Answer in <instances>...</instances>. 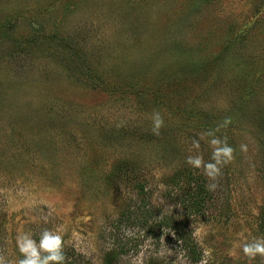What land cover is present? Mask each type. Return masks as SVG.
<instances>
[{"label": "rangeland", "instance_id": "obj_1", "mask_svg": "<svg viewBox=\"0 0 264 264\" xmlns=\"http://www.w3.org/2000/svg\"><path fill=\"white\" fill-rule=\"evenodd\" d=\"M225 118L217 135L235 158L210 191L186 158L210 159L200 136ZM188 167L207 179L204 214L182 205L191 189L177 175ZM263 219L264 0H0L9 264L21 258L17 233L45 228L88 264H199L205 251L209 264H264L242 252L264 237Z\"/></svg>", "mask_w": 264, "mask_h": 264}, {"label": "clouds", "instance_id": "obj_2", "mask_svg": "<svg viewBox=\"0 0 264 264\" xmlns=\"http://www.w3.org/2000/svg\"><path fill=\"white\" fill-rule=\"evenodd\" d=\"M152 128L154 135L159 136L160 130L164 126V119L159 111H154L151 116ZM231 124L230 118H225L222 124L215 129H210L201 134L200 139L208 137V144L211 148V156L208 161H205L199 154L189 155L186 158V163L194 168L202 170V173L211 182L208 184L210 191H215L218 184L215 181L222 175L224 166L230 164L235 156V151L231 145L228 144L226 137L217 135L221 128H225ZM200 139L194 138L192 140V149L197 153L201 147ZM239 150L242 153L248 152V145L241 143ZM125 235H131L129 230H124ZM16 248L20 254L18 264H65L66 255L64 251V240L58 231L45 228L36 239L28 232L17 233L15 238ZM199 243V240H197ZM243 255L249 261L255 260L257 257L264 261V237L254 238L251 241L245 242L242 246ZM211 260V253L205 251L199 264H209ZM0 264H9L8 259L0 250Z\"/></svg>", "mask_w": 264, "mask_h": 264}, {"label": "trees", "instance_id": "obj_3", "mask_svg": "<svg viewBox=\"0 0 264 264\" xmlns=\"http://www.w3.org/2000/svg\"><path fill=\"white\" fill-rule=\"evenodd\" d=\"M125 175L128 176L131 180L135 179V175L134 172L129 169L128 167L125 168ZM178 180L177 182L181 181L180 178L182 179V181L187 185L190 186V191H188L183 198L181 199L182 201V205L185 206V210L188 213H193L197 212L199 213H203L206 203V200L208 201L209 199V190H207V187L205 185H207V179L204 178L202 176V174H197V170H194L190 167L186 168V170L184 172H182L181 174L179 173L178 175ZM136 189H138L140 191V193H142L143 195H145V197L149 196L150 192L147 190L145 183L143 184V182L137 183L134 186ZM145 217V214H144ZM264 221V219H263ZM168 223L166 221H164L162 224ZM176 225V223H174ZM264 224V222H263ZM180 235V240L182 239L183 241H185L186 246L189 249V246L192 245L189 244L190 242V237H183V235L181 233H179ZM191 256L194 259V261H198L200 257V254L197 253L193 248L191 251ZM65 255H66V262L65 264H88L87 262L83 261L82 258L77 255L74 256V254H70V252H66L65 251ZM197 256V257H196ZM111 262L109 261L110 264Z\"/></svg>", "mask_w": 264, "mask_h": 264}]
</instances>
